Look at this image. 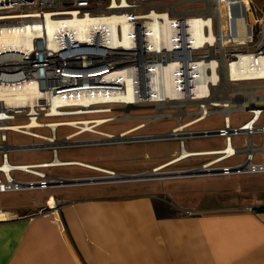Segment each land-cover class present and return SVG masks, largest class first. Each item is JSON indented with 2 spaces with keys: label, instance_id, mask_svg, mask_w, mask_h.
<instances>
[{
  "label": "built area",
  "instance_id": "1",
  "mask_svg": "<svg viewBox=\"0 0 264 264\" xmlns=\"http://www.w3.org/2000/svg\"><path fill=\"white\" fill-rule=\"evenodd\" d=\"M189 1L192 2L191 7L179 9L177 7L183 0H0V34L6 28L21 30L24 24H31L34 21L44 25L49 20L60 21L75 16L98 18L109 17L112 14H126L131 30L130 49L135 48L141 42L146 50L143 63L144 70H147L146 74L148 71L153 72L155 65H158L162 71L170 66L174 103H180L181 106L186 102L195 104L196 108L192 110L195 117L192 121L204 119L215 111L223 112L224 125L222 127L194 130L190 132V136H222L224 145L220 147V150H224L223 147L229 142L233 145L232 135L239 132L248 135L246 146L240 148L233 145L232 152L227 156L216 160L220 157L218 156L203 165L207 164L206 167H210L245 150L246 160L244 162L223 164L215 168L250 172L264 171V0H241L244 5V29L238 34H231L233 29L228 19L226 0ZM153 11L158 15L166 14L169 17L166 24L159 22L161 29L164 25L166 27L167 43L160 42L155 50L150 49L149 38H146L152 25ZM222 15L225 16V35H223L222 29ZM116 35L120 40L124 36L120 24L116 27ZM29 40L28 46L17 49L0 46V168L8 160L10 151L39 145L32 142L10 144L8 132L14 131L44 138V136L31 131L34 127L26 126L30 121L32 108L8 101L10 96L16 94L17 87L22 86L23 82L32 80L36 74L41 85H43V76L47 75L59 79L54 83V88L70 86L74 84L72 80L67 77H58V74L68 70L73 73H81L83 76L77 81L83 82L82 85H87L92 82L84 78L89 70L101 68L115 72L124 69L125 64L137 61L131 52H126L113 62L107 61L105 56L108 50L128 47L111 43L95 45L89 42L85 45L88 46L86 49L67 29H58L51 37L42 32L32 34L29 36ZM48 41H52L54 46L48 45ZM108 75L106 73L99 76L100 80L120 83L119 90H125L126 79L124 77L114 76L112 78ZM148 77L150 82L152 76L146 75V78ZM149 84V87L152 86L151 83ZM137 89L138 87L135 86L136 95L140 92ZM98 91V94H101L102 89ZM91 92H94V89H91ZM222 99L244 102L245 104L233 107L228 111L219 107L215 108L214 102ZM145 101L155 103L152 100H144L139 97L133 102L137 104ZM114 103L125 102L106 99L105 102H95L92 106L94 109H102L97 106ZM48 109H50L49 105H45L43 109L37 110V114H33L37 118L41 114L47 117L70 115L76 114L80 107L62 105L58 107L59 114L49 113V115L46 114L51 111ZM232 110L248 111L250 116L245 120L247 122L244 121L245 123L237 126L231 125L228 119ZM158 114L161 116L165 113L160 110ZM18 118L26 120L16 122L15 120ZM260 120L262 121L259 122ZM251 121L252 126L241 128ZM254 132H260L263 135V142L259 146H254L251 142V135ZM256 150L262 152L261 161H254V151ZM224 155L222 153L221 156ZM56 158L54 154L52 160ZM47 162L12 163L7 170L0 169L3 174V178L0 177V191L44 189L50 186L64 185V178L49 176L42 170V168L60 164L47 165L45 164ZM13 170L26 172L36 177L19 179L11 175ZM112 175L111 171L103 176L110 177ZM89 178L96 180L97 177ZM54 201V206L47 203L46 209H56L59 201L57 199ZM245 208L252 210L253 206L248 205ZM183 211L191 213L192 209L185 207ZM46 212L44 211V213Z\"/></svg>",
  "mask_w": 264,
  "mask_h": 264
},
{
  "label": "crops",
  "instance_id": "2",
  "mask_svg": "<svg viewBox=\"0 0 264 264\" xmlns=\"http://www.w3.org/2000/svg\"><path fill=\"white\" fill-rule=\"evenodd\" d=\"M226 2L230 22L241 5ZM163 192L112 187L2 204L0 264H264V195L231 208L171 203ZM52 198L58 207L46 209Z\"/></svg>",
  "mask_w": 264,
  "mask_h": 264
},
{
  "label": "rangeland",
  "instance_id": "3",
  "mask_svg": "<svg viewBox=\"0 0 264 264\" xmlns=\"http://www.w3.org/2000/svg\"><path fill=\"white\" fill-rule=\"evenodd\" d=\"M236 1L237 0H226ZM262 1V0H260ZM192 6L189 0H183L179 9ZM227 7V2H226ZM233 19H238L233 18ZM230 18V22L233 20ZM240 22V19H239ZM222 29L225 35V16L222 15ZM101 107L102 109H98ZM96 111L77 112L76 114L47 117L40 115L39 124L48 121H73L72 124L58 126H36L32 132L40 136H29L18 132H8L10 144L39 143V145L26 149H16L8 153L10 163H37L50 161L54 154L61 160H73L74 163L53 165L42 168L49 176L71 178L72 176L90 174L97 177L94 181L109 182L96 187H82L81 185H55L44 189H21L0 194V205L12 203H31L41 195L52 193L56 196L71 195L75 192H89L109 188H126L130 191H164L171 203H192L201 207H236L251 202V198L258 194L264 195V171L250 172L247 170L219 172L216 166L244 162L246 151L242 150L235 156L220 161L205 171L197 174L179 176L180 170L199 168L219 154H197L169 163L181 153L182 144L188 150L217 149L224 145V137L218 135L190 136V132L200 129H214L224 125V114L215 111L204 119L191 123L195 115L192 110L196 108L193 103H183L181 112L174 103L164 104L159 108L157 104L145 101L127 106L124 103H114L97 106ZM127 107V108H126ZM103 110V111H102ZM164 115L155 117L159 111ZM74 113V112H73ZM78 113V114H77ZM250 113L246 110H232L229 114L230 124L237 126L242 124ZM97 117L109 119L97 124L91 121L88 124L79 122ZM25 118H18L16 122H24ZM76 121V122H75ZM260 120L259 122H261ZM182 123V129L172 134L170 131L177 129ZM110 133L113 136L107 137ZM122 135H119L121 134ZM54 135L56 142L49 143L47 137ZM46 136V137H45ZM248 141V135L239 132L232 135V143L235 147H244ZM251 142L259 146L263 142V135L254 132ZM42 146V147H41ZM262 160L261 150L254 151V161ZM83 162L106 168L114 172L107 178V172L97 168L88 167L78 162ZM1 162V155H0ZM157 174L148 176L146 173L158 166ZM163 172V174H160ZM141 174L139 179L123 180L115 177L117 174ZM11 175L19 179L35 178L36 176L19 170L11 171ZM100 176V177H99ZM0 177L3 174L0 172ZM102 177V178H101ZM94 181H92L94 183ZM114 181V182H111ZM171 190L174 191L171 192ZM252 206V203L248 204Z\"/></svg>",
  "mask_w": 264,
  "mask_h": 264
},
{
  "label": "bare ground",
  "instance_id": "4",
  "mask_svg": "<svg viewBox=\"0 0 264 264\" xmlns=\"http://www.w3.org/2000/svg\"><path fill=\"white\" fill-rule=\"evenodd\" d=\"M241 5V9L239 11V19H233L231 22V27L233 30H231V34H238L241 33L244 29V5L241 0H238ZM233 5V4H232ZM153 20L151 28L149 29L148 35H146V38H149L148 44L150 46V49H157L160 42L167 43V30L164 25V27L161 29L159 27V22H164L166 24L169 17H167L166 14L158 15L155 11L152 13ZM120 24L123 30V38L117 39L116 35V27ZM129 22L127 20L126 14H112L109 17H98V18H91L88 16L78 18H67L60 21H47L46 24H41L40 22L34 21L31 24H24V27L20 29H8L6 28L3 30L0 34V46H8L11 48H20L22 46H28L30 44L29 36L32 34H39L42 32L44 35H47L49 37L53 36L58 29H67L70 31L71 34L76 37L81 42V46L88 49V46H85L89 42L94 43L95 45H100V43H111L114 45H120L125 46L128 48H122L118 47L113 50H108L106 53L105 58L107 61L113 62L115 59L119 58V56H123L126 52H131L135 55V58L137 59L136 62L125 64L123 67L124 69L117 70L115 72L106 69L97 68L94 70H89V73L85 75L84 78H87L88 80H91L90 84L82 85L83 82H78V78H81L83 75L81 73H73L71 71L65 70V72H61L58 74V77H67L68 79L72 80L74 84H71L70 86H59L54 88V83L59 80L55 76L48 77L47 75H44L43 77V85L40 84V81L38 78L35 77L32 80H26L23 82L22 86L17 87L18 90H16V94L10 96L8 98V101L15 103L17 105H25L30 106L32 108L31 111V118L28 124H26L27 127H35V126H58L61 124H72L73 121L70 120H63V121H48L47 123L39 124L38 118L36 115L38 113V109H43L45 105H49L51 110L50 112L46 113L50 114H59L60 110L58 107L65 105H77L80 107V110L77 112H89V111H96L93 108V104L95 102H105L106 99H115L117 101L125 102L127 106L136 104L135 101L137 97L146 99V100H152L157 104L159 108H161L162 105L166 103H174V97H173V86H172V72L170 66H168L164 71H162L158 65H155L153 67V72L144 70L143 63L145 61V48L143 47L142 43L139 42L135 48H131V36H130V28H129ZM52 41H48V45H52ZM54 46V45H52ZM148 46V45H147ZM149 48V47H148ZM99 50V48L97 47ZM101 50V49H100ZM135 59V60H136ZM106 67V66H105ZM108 73V76H117L118 78L124 77L126 79V87L124 91L119 90L121 88L120 83L112 82V81H102L100 80L99 76H102L104 74ZM146 75H150L152 78L149 82V77L146 78ZM37 78V79H36ZM135 79V80H134ZM147 80V82H146ZM137 82V83H136ZM86 83V82H85ZM151 83L152 86H148ZM135 86L139 89V94L136 95L135 93ZM91 89H94V92H91ZM102 89L101 94H98L99 91ZM137 89V90H138ZM109 90V91H105ZM175 104V103H174ZM245 104L244 102L239 103L237 101L228 100V99H222V100H216L214 102L215 108L219 107L220 109L224 111H228L232 109L233 107H237L239 105ZM81 105V106H80ZM177 107H179V110L181 112L182 108L180 103L175 104ZM127 108V107H126ZM100 110V109H99ZM103 111V110H102ZM34 113V114H33ZM78 114V113H77ZM160 114H155V117H158ZM108 117H97L96 120H81L79 122L89 123L91 121H96L97 124L104 122L108 120ZM202 119H196L191 121V123L198 122ZM76 122V121H75ZM228 122L230 120L228 119ZM247 122V121H245ZM243 122V123H245ZM242 123V124H243ZM251 122H248L246 125L242 126L241 128H248L251 125ZM182 123L179 125L177 129H173L170 132L172 134H181L185 132H177L178 130L182 129ZM107 137H112L113 135L110 133L105 134ZM119 135H122L119 134ZM49 143H55L56 139L54 135L52 137L46 138ZM35 144V143H34ZM37 144V143H36ZM39 144V143H38ZM223 148L224 150H220V148L217 149H206V150H188L185 148V146L182 144L181 147V153L178 157L173 158L169 163L175 162L177 160L183 159L184 157L190 156V155H197V154H219L216 160H220L227 156L230 152L233 150V145L229 142L227 145H225ZM225 154L224 156H221ZM73 160H61V159H54L52 161H48L47 165L51 164H70L74 163ZM78 162V161H77ZM80 164H83L88 167L97 168L96 166L86 164L83 162H78ZM8 160L2 165L0 168L1 170H7L9 165H11ZM207 164L200 166V171H205L204 169H207ZM164 165L158 166L156 168H153L150 170V172L146 173L148 176H152L157 174V170L163 168ZM99 170L106 171L107 173L111 172L112 170L106 169V168H97ZM113 172V171H112ZM114 174V172H113ZM160 174H163L161 172ZM141 175V174H140ZM140 175H137V177H140ZM106 177V176H105ZM111 177V176H110ZM115 177H124L120 179H126L128 177H134L130 175H120L117 174ZM102 178V177H101ZM109 178V177H107ZM142 178V177H140ZM54 199L52 198L50 201V204L54 206ZM0 212V217L3 216Z\"/></svg>",
  "mask_w": 264,
  "mask_h": 264
},
{
  "label": "water",
  "instance_id": "5",
  "mask_svg": "<svg viewBox=\"0 0 264 264\" xmlns=\"http://www.w3.org/2000/svg\"><path fill=\"white\" fill-rule=\"evenodd\" d=\"M218 169L219 172H229V171H235L234 169H228L224 170L222 168H216ZM200 167L199 168H192V169H185V170H180L178 171L179 176H187V175H192V174H197L200 173ZM134 177H128L124 180H135L139 179L140 177H137V175H140L138 173L135 174H126ZM95 178H89V177H79V178H64V185H70V184H79V183H85V182H92L94 181Z\"/></svg>",
  "mask_w": 264,
  "mask_h": 264
}]
</instances>
